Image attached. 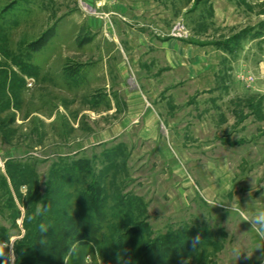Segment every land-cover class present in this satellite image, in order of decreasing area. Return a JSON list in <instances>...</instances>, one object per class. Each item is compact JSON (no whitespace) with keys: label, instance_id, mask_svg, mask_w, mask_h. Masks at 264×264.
I'll list each match as a JSON object with an SVG mask.
<instances>
[{"label":"rangeland","instance_id":"1","mask_svg":"<svg viewBox=\"0 0 264 264\" xmlns=\"http://www.w3.org/2000/svg\"><path fill=\"white\" fill-rule=\"evenodd\" d=\"M95 175L103 238L77 226L60 257L35 245L42 264H264V0H0V264L31 191L46 214L50 185ZM166 237L185 243L157 250Z\"/></svg>","mask_w":264,"mask_h":264},{"label":"trees","instance_id":"2","mask_svg":"<svg viewBox=\"0 0 264 264\" xmlns=\"http://www.w3.org/2000/svg\"><path fill=\"white\" fill-rule=\"evenodd\" d=\"M54 31L55 30L45 33V36L42 39L43 43L48 42L50 37L54 34ZM85 162L86 161L84 160H76L72 161L70 164H65V166L62 167L63 170L65 169L66 171L65 180H71L72 178L75 180V177L80 174V170L84 172L87 166V163ZM52 175H55V178L58 177L55 172H52ZM95 176V179L93 177L90 180L87 177L84 178L85 180H81L82 190L80 191H78L77 189L66 191L65 186L61 185V183H59L60 186L58 185L57 188H55L54 186L52 187L50 185V187L48 188V194L45 203L46 214L41 213L39 215H34L35 212L33 211L35 210V203L33 200L38 194L36 190L31 191L30 200L32 202L29 201L26 207V209H28L27 211L29 214V218L25 224L27 232L23 236V238L20 239L21 241L16 244L17 264H42L41 262H46L45 258L46 256L48 257L49 253L36 250L35 245L37 244L42 246H46V244H49L48 247L52 250V254H54L55 252V255L57 257L62 256V247L70 242V236H68V234L74 231L77 226L79 227V231L76 232V235L83 234L85 238L87 236H90L94 240L96 239L97 243L100 242V239L103 238V236L99 233V231H93L91 229V224H93V221L99 218V216L104 215L103 208L106 205L109 197H107L106 195V191H108L106 183L100 179L99 175ZM71 200H74L76 202V209H74V215L68 212L69 202ZM137 200L138 198L134 196H131L130 199L128 197L124 198L122 197L121 193L118 194V197L116 199L118 203L125 204L127 209H129L128 213L127 211L125 213V211H120V209L117 207L119 209L118 211L121 212V214L127 216L128 222H126V224H131L130 228H135V230L138 231L129 239L132 240V242L134 241L139 244L145 239V237L142 236L141 232L143 231V227L146 225V223H144L139 218L137 219L136 217L128 216V214L131 215V213H133L131 210ZM88 202H90L89 204L92 203V205L86 207ZM53 213H55L54 216L52 215ZM57 224L60 225L58 226ZM56 226H58V229L56 228ZM120 228L122 227L113 230V232L115 234L120 233L118 231ZM48 229L50 230V234L45 233V231ZM66 233L67 235H65ZM183 240L184 239L179 237H174V239L166 237L164 241L165 244L162 243V245H160L157 250H165L169 252V247L171 246H183L185 243ZM165 245H167L168 247H165Z\"/></svg>","mask_w":264,"mask_h":264},{"label":"clouds","instance_id":"3","mask_svg":"<svg viewBox=\"0 0 264 264\" xmlns=\"http://www.w3.org/2000/svg\"><path fill=\"white\" fill-rule=\"evenodd\" d=\"M236 211H240L238 208L236 209ZM241 216H244V213L241 212L240 213ZM244 219H248L247 216H244ZM252 226L253 228L257 231V232H264V212H260L253 220L252 222Z\"/></svg>","mask_w":264,"mask_h":264}]
</instances>
